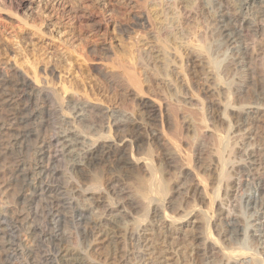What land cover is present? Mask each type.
Returning a JSON list of instances; mask_svg holds the SVG:
<instances>
[{
	"label": "rangeland",
	"instance_id": "1",
	"mask_svg": "<svg viewBox=\"0 0 264 264\" xmlns=\"http://www.w3.org/2000/svg\"><path fill=\"white\" fill-rule=\"evenodd\" d=\"M11 1L14 2L12 3ZM19 1L20 0H0V74L10 75L12 71L11 68H16L19 72L21 71L22 74L23 72H25L29 77L33 76L32 70L35 71L37 76L41 75L39 76L40 79L38 78L39 85H46L49 91L53 92L51 93L53 97V103L47 107L49 111V118L47 117V120L50 119L49 123H51L49 124L48 128H51V131L47 129L46 133L51 134L52 130L56 126H58L57 122L60 120L61 122H63V125L59 129H61L62 127V129L72 128L78 133L81 130L83 132L82 135L85 134L84 136L88 138H92L94 134L96 137H98L99 135H101L99 133H101L102 131L103 133H105H102V136L106 135L107 138L109 137L108 139L114 138L117 140L119 139L118 136L121 137L123 135H126L128 138L135 139V129L137 131L136 134H138V138L136 139L143 140L142 142H140L141 147L139 148V150H133L132 148L133 154H135L136 157H143L146 162L148 160V164L155 168V177L157 178V180L160 181L159 178H165L167 181L165 179L163 180V178L162 181H164V183L168 182V184L165 186H169L168 189L170 188L169 190L165 189V191H163L164 195H166L167 198L163 196V194L161 193L162 191L154 193L150 196V198H153V202L155 204H152L153 202H148L147 198H145V200H142L144 199V197L142 198V196L140 195V197H138L137 194L134 195V193L136 192L134 188L136 187L135 177L137 173V176L140 177H143L144 175V179L150 178V174H148L143 167L138 165L134 168V170H132V173L128 172L125 175H119L121 179H119L118 182L122 186V189L124 188L123 193L126 191L127 195L132 197L133 202L130 205L124 207V209L118 208L117 210H113V212L109 215L106 213V209L113 203L118 202L117 199L119 198H117V193H114V190L112 189L111 184L113 180L112 178L114 177L112 176L113 174L109 172L106 163L102 162L96 166L87 167L86 169H84L85 171L83 170L84 172H77L70 169V167L65 163L66 160L62 161L60 159L57 162L58 165L56 164V162L53 164V167H55L56 169L59 168V174H57L53 179L54 184L57 183L61 185L64 190L67 191L66 194H68V197L69 195H71L70 197L74 198L75 202H77L79 205L84 207H91L92 211L90 212V214H87L90 216V221L95 219V215L97 218H99V215L100 217L107 216V218L118 221L120 229L123 230V233L128 229L137 230L134 236L132 235L130 239L127 238V235H125L124 233L122 237H124L125 239H120L122 245L110 242L112 246L109 247L111 244L109 243V241H107V243L106 240H103V238L100 236V232H94V235L92 234V240L88 243L86 240H82L80 235L77 234V230L79 229L75 228L71 222H68L69 217H67V211L61 209V207L59 208L62 213L61 215L67 217L66 222L62 221L61 223L65 235L68 237L65 248L72 253L83 250L87 260H89V262H95L96 264L97 262L99 264H117L118 260L113 259V257H111L110 255L111 250L116 245L120 246V248L122 247V249H126L128 247L131 249V251L134 250L132 252H136L135 255L137 257L132 261V264H141L140 261L142 262L143 260H145L146 262L149 261L151 262V264H194L196 260L199 261L200 264H228L227 261L229 257L227 259V256H231L233 255V253L236 255V250L239 255H237V260L240 261L239 264H255V262L260 261V256H262L261 259H264V250L258 248L257 243L254 241L258 237L255 236L253 237V240H251V238L248 237V231L246 230V228H248L247 226H249L250 224V221L252 223L256 208L246 206L244 197H246L245 195H255L257 192L255 188V181L250 176H247L243 173L244 166L246 165L244 164V160L247 157V148L245 147L249 143H255L256 141L258 143L259 138L260 140H262L261 137L258 138V136H264V125L262 123H259L258 126H255V128L254 126L251 127V125L246 124V121L248 119L244 120L245 118L242 116L245 115L242 114H240L241 120H233V123L232 120H230V117L228 119V111L225 110V108L229 105L239 107L240 103L242 102L241 99L243 98H241L240 96L242 95V93H240L242 84H245V82L247 81L246 78L249 77V74H247L246 72H250V74L252 72L253 76L250 75V79L252 80V82H254L256 88H263L261 89L262 91H259L258 96H256L254 93H251V95L250 93H245L244 98L248 100L246 102L252 103L256 102L257 100L258 102L263 101L264 54L261 52V42L263 37L257 35L255 36L250 32L244 31L242 44H240L237 49L239 50L238 53L242 52L244 54L246 60L248 61V64L245 65L241 62V64L237 65L236 67H232V65L229 64L230 56L228 51L225 50V52H223L225 49V45L223 44L222 46L220 45L217 46L218 48H216L217 44H215L214 41V39L216 38H214L213 34L211 33L216 24V18H219L216 17V12H214L218 7V0H182L181 2H170L169 4L166 3L165 0H21L24 2L23 5L21 7H16ZM11 3L14 5V7ZM223 3L224 6L222 8L226 12H228L226 13V16H230V19H240L243 16H248V18L252 19V8H250L248 15H246L244 11L239 13L238 9L236 8L235 1L223 0ZM167 5H169L171 10L174 11V15H177L178 24L181 27V30H184L186 32H192L194 30L192 34L196 32L195 34L198 35H196L198 39H194V37L191 38V36L189 37V39H191L190 41H188L189 39L187 38L185 39V44H182L180 41L172 43L170 41L168 42V40L164 43L162 41L159 42L161 40V34L159 32L156 34L155 32L158 28L156 26H159V24H153L152 21L156 18L152 17H154L157 10L160 9V6L161 8L162 6L164 8ZM72 6L79 8L83 13L87 12L86 14L94 13L93 17L95 18V20H97L96 22L102 21V23L99 22V30L96 32V30H94L92 27H79V23H76L74 20H71L68 23L66 18L64 16H61V12ZM110 7H114V11H117V13L110 12L109 10L104 13V11ZM14 8H16V10ZM168 9L169 8H167L166 10ZM142 10H147V12L149 11L148 13L152 15V25L148 26L146 30L141 31L139 28H132L130 33L120 34L118 32V28H116V21L129 24V22H131V17L133 15L141 14ZM105 20L108 21V24L106 23V25L103 24L105 23ZM104 26L107 27L105 28ZM199 39H203L202 42L208 43L209 46H206L207 44H203L201 41H199ZM145 41H148L150 43L144 45ZM199 42H201L203 46ZM157 43L160 47L162 43V49L165 46L164 51L166 48H168L166 49V53L170 55L167 56V61H170L168 62V64H170L168 65L169 67L165 66V68H168H166L167 70L163 69V65H160L163 68L157 66L161 70L157 67H154V65L148 66L149 69H147L143 65V63H141V66L143 65L142 67H144L142 68L140 67V63H138L139 61L136 60L137 58L135 60L133 59V62L131 60L132 63L127 58L129 56L126 54L127 50H129V54L132 53L131 56H135L137 52L146 49L147 45H154ZM165 43H167L169 46ZM198 43L202 46V49H204H200L203 52L200 50L197 51L195 49V46ZM188 44L191 46L189 47ZM104 46L107 47V51L105 52L104 50H102ZM93 49L95 51H93ZM87 50L92 51V57L90 56L91 58L89 59L83 58L84 54L85 57H87ZM232 50L236 51V48H232ZM123 52H125V54ZM200 52H205L204 57L202 56L200 57V59L202 58L206 62H204L203 60H199L198 62H193L190 60L191 57H189V54L197 53L196 56L198 55L199 57ZM106 55L109 58L106 57ZM135 61H138L136 62L137 64L134 63ZM208 61H210V64L207 63ZM127 62H130L128 63L130 68L126 67L128 66L126 65ZM219 62L221 63L219 64ZM131 65L134 68L131 67ZM45 67H52L55 74L53 76L46 75V77L44 76L42 78V75L44 74L42 71ZM131 68H133L134 70H131ZM142 69H145L146 71H143ZM121 71H123V74L126 73V77L122 74ZM161 73H163V75ZM12 74L14 76L13 71L11 75ZM120 74L123 76H121ZM205 75L207 77L212 76V80L210 79V82L212 83H210L209 81L207 83ZM119 76H121L122 78ZM129 77L134 80L132 81V83L129 80ZM124 79H126L128 82H126ZM204 81L207 83V85H205L206 83ZM124 82H126L127 84H125ZM62 83L66 87H68L66 88V90H63ZM165 83L168 85H166ZM260 92L262 93V95L260 94ZM57 98L59 102L56 101ZM74 100H82L83 102H85L87 107H85L86 109H84L83 111L75 113L76 117L77 115H80L76 120L78 124L74 123V125H71L70 123L72 122L70 121L72 120L71 117L73 116L72 114H74V111L70 109L68 105L72 104ZM144 103H154V105L159 109V111L154 114V120L147 119V115L142 111L144 109L143 105L141 104ZM54 104L58 110L56 109V107H52ZM170 110L173 112H171ZM224 110L226 112H224ZM251 111L252 109H247L248 113H251ZM115 116L118 118L121 117L120 119L137 121L138 123L136 122L133 130L128 131L127 129V131L125 130L124 132H122L123 130L113 132V130L115 129ZM79 118L83 121L81 122ZM94 118H99L100 124L96 126V129L98 131L100 130L99 133L96 129L90 127L92 126L93 120H95ZM79 121L81 123V126L79 125ZM241 121L244 124H242ZM146 122L149 123V125ZM86 123H88L90 126ZM153 123L156 126H154ZM64 124H66V126H69V128ZM82 124L84 125V128L82 127ZM88 126L91 130L88 128ZM93 129L94 131H92ZM152 130L157 134L159 133V142L152 143L149 140L148 133ZM53 132H55V130ZM92 132H94L93 136L89 134ZM114 133L117 135H114ZM174 137L178 141L174 139ZM165 140H167L168 142ZM128 148L129 147H127V151H129L128 154L130 155L131 151L130 148ZM179 149L181 150V152L179 151ZM167 151L169 153L172 152L170 153V155H172L171 157L173 159L169 161L170 163L172 162L171 164L168 161L164 162L163 160L162 153ZM136 152H138L139 154ZM140 155H142V157ZM188 155L190 159H188ZM217 155L221 156L218 157ZM261 157L262 159H264V151H261ZM214 159L216 162L214 161ZM238 162H240V165L238 164ZM160 164L161 168L158 167ZM208 168L215 169H210L209 171ZM158 170L162 171L159 172ZM95 174L97 176H100L101 178L99 177V179L98 177H95ZM93 175L95 176L92 177ZM60 176L65 177V179H63L62 181L63 177ZM198 176L205 181L203 182V180L201 178H198ZM91 177L92 181H89ZM57 178H60V180ZM96 178L100 181H97ZM59 181H61L62 183ZM64 181L66 182V184H64ZM162 181H160L161 183H159L163 184ZM97 182L100 184L96 185ZM88 183L90 184V186L92 184V187L88 186ZM191 183H198L196 184V186L199 185L200 187L198 188L200 190L204 187V192H207L208 196L205 195L204 192H202V198H199L196 192H194L193 190V192L189 190V188L192 186ZM93 184L96 187L93 186ZM86 185L88 187H85ZM85 188L91 191V193L82 192L85 190ZM117 189H120V187ZM76 190L84 194L80 195L81 193L77 192ZM119 193H121V191H119ZM1 195L2 194L0 193V200L2 199ZM169 195L171 199L169 198ZM100 196H103L101 197V199L104 200V203H101L99 206L98 204H95L96 206H93V202L96 201L94 200V198L97 199L98 197L100 198ZM88 197H93L91 198L93 200L90 201ZM210 198L213 199V202L209 204ZM154 199L157 201H155ZM166 199L167 201L168 199L172 200L173 204H177L168 206V204L166 203ZM144 201H146L150 205L146 204V202ZM178 204V207L180 208L177 207ZM163 208H165V212L168 213L169 216L171 215L180 217L182 213L184 214V212L188 213V215L181 219V222L177 224L175 220H164L165 218L162 216ZM155 209L158 213L160 211L159 214L161 218L159 216H153L151 212ZM63 212L65 213V215ZM40 214L41 215H39L38 213L39 218H37L36 221H39L40 219V221H42L43 223L40 221H37L36 223L38 225H40L41 223L42 226H40L45 227L47 229H45L47 232H51V230L53 229L55 230V225L53 223H47V218L44 219L46 217H44L45 212L41 211ZM205 215H207L208 218ZM231 215L239 219L240 222H238L239 224L241 223V227H246L245 229H243V234H245L239 238H236L233 234H231L230 236V233H227L226 236L225 234H223V230L224 228H226L225 217H231ZM142 217L143 219H141ZM205 218H207L206 223ZM137 219L141 220L138 221ZM43 220L46 221L44 222ZM259 220L264 222V217H259ZM63 223H65L66 225ZM89 225H91V222H88L87 226ZM50 227L52 228L50 229ZM206 230L207 232H205ZM18 233L19 232H17L15 235H18ZM169 234H175V240L173 238L171 239ZM195 234H200L202 236V239L195 240ZM21 238H23V236H20V239ZM26 240L28 244L32 242L30 239ZM26 240H22V246L20 247H22L21 249L23 250L20 251L21 253L18 252L13 253L11 256H5L1 254L2 252L0 251V264H26V262H30L32 259L30 257L27 258V256L29 255L24 250L25 247L28 246V244L25 243ZM36 243L38 244L33 243L36 250L35 252L37 254L42 253L45 249H43L44 245H41V243L39 242ZM43 244H45V242ZM195 250L199 253H202V257H200V259L198 258L199 260L197 259ZM159 251H161V255H159ZM230 251L234 252L232 253ZM45 252L48 253L47 251H44L42 255L38 254L39 258L37 254H35L33 258L37 260V264H62V260L60 258H57L55 261L43 257V254H45ZM243 252L245 254H243ZM19 254H21L22 257ZM162 255H164V257ZM140 256L141 258H138ZM254 258L255 260L257 259V261H255ZM47 260L49 263L47 262ZM252 260L254 261L252 262ZM258 262L256 264L260 263Z\"/></svg>",
	"mask_w": 264,
	"mask_h": 264
},
{
	"label": "bare ground",
	"instance_id": "2",
	"mask_svg": "<svg viewBox=\"0 0 264 264\" xmlns=\"http://www.w3.org/2000/svg\"><path fill=\"white\" fill-rule=\"evenodd\" d=\"M165 1H166V3L169 4L170 2H175V1L181 2L182 0H165ZM230 1H235L236 8L238 9L239 13L244 11L246 13V15H248V12H249L250 8H252L253 10H251V11L253 12V17L255 19L254 20L253 17H252V19H253L252 20L251 18H248V16H243L240 19L239 18H237V19H230L229 18L230 16L229 17L226 16V13H228V12H226L222 8L224 6L223 0H218V2H217L218 7H217L216 11H214V12H216L215 13L216 17H219V18H216V20H215L216 24H215L214 28L212 29V32L211 33L213 34L214 38H216V39H214L215 44H217L216 45V48H218L217 46H220V45L222 46L224 44L225 45L224 46L225 49H224L223 52H225V50L228 51L229 56H230V63L229 64L232 65V67L233 66L236 67L237 65L241 64V62L244 63L245 65L248 64V61L246 60V57L244 56V54L242 52L238 53L239 50L237 49V47H239L240 44H242V37H243V32L244 31L250 32V33H252V35H255V36L257 35V36H262L263 37L262 38V42H261L262 43L261 44V52L264 54V0H230ZM23 3L24 2L20 0L19 3L17 4V6L16 5L15 6L16 7H21L23 5ZM110 5H111V3H110ZM9 7H11V6H9ZM13 7H14V5H13ZM167 8H169V9L166 10ZM14 9L16 10V8H14ZM108 10L110 12H115L114 11L115 8L114 7H110L107 10H105L104 13L107 12ZM142 12H143V14H142ZM142 12H141V14L133 15L131 17V22H129V24H126V23H123V22H120V21L117 22L115 20L116 21L115 24L117 25L116 28H118V32L120 34L121 33H123V34L130 33V31H131L132 28H139L142 31V30H146V28L148 26H151L152 25L151 24V16L152 15L149 14L148 13L149 11L147 12V10L146 11H143L142 10ZM86 13H83L79 8H76V7H73L72 6V7H69L68 9H65L64 11H62L61 12V16H64L66 18V20L68 21V23H69V21L74 20L76 23H79V27L80 26H84V27L85 26L86 27L88 26L89 28L92 27L97 32L99 30V28H100L99 22L102 23V21L96 22L97 20H95V18L93 17L94 13L93 14H86ZM115 13H117V11ZM152 18H156L155 20H153V21H156V22H153L152 21L153 24L154 23L159 24V26L158 25L156 26V27H158L156 29L157 31H155L156 34L158 32L161 34L160 35L161 36V40L159 42L162 41L164 43V42H166L168 40V42L170 41L172 43L173 42H177V41L179 42L180 41L182 44L183 43L185 44L186 43V40H185L186 38L189 39V37L192 36L191 38L194 37V39H196L197 36H198L197 34H195L196 32H194V34H192V32L194 30L192 32H186L184 30H181V27L178 24L177 15H174V11L171 10V8H170L169 5L165 6L164 8H163V6H162V8L160 6V9L157 10V12L155 13L154 17H152ZM106 23L108 24V21L107 20H105V23H103V24L106 25ZM153 38H154V36H153ZM190 40L191 39H189L188 41H190ZM195 41H197V40H195ZM199 41L202 42L203 39L202 40L199 39ZM201 42H199V43L201 44ZM148 43H150V42L145 41L144 42V45H146ZM167 43H165V44L168 45ZM181 43H180V45H181ZM199 43L196 44L197 47L195 46V49L197 51H199L200 49H202L203 44H207L206 46H209L208 43H205V42L204 43L202 42L203 43V44H201L202 46ZM142 46H143V44H142ZM190 46L191 45H189V47ZM161 47H162V43H161ZM161 47L158 45V43L157 44H154V45H150L149 44V45L146 46V49L143 48L144 50H141L139 52L136 51L137 54L135 56L134 55L131 56L132 53L129 54V50H127L126 51V54L129 55L131 59L129 58V56L127 58L130 60V62H131V60L133 62V59L135 60L137 58L136 60H138L139 62L138 61H135L134 63L137 64L136 62H138V63H140V67H142L144 65L147 69H149L148 66H150V65H154V67H157V66L159 67L160 65H163L164 68L162 66H160V67L163 68V69H166L167 67L165 68V66H168L170 64V63L168 64V62H170V61L169 60L167 61V59H168L167 56L169 54L166 53V49H168V48H166L165 51H164V47L165 46L163 47V49ZM216 48H215V50H216ZM232 48H236V51H233L234 49L232 50ZM137 49H139V48H137ZM102 50H104V52L107 51V47L104 46ZM196 50H194V51H196ZM202 50H204V49H202ZM202 50H200V51H202ZM93 51H95V50L93 49ZM91 52L92 51L87 50V54H86L87 57H85V54H84V57L83 58H85V59L91 58L92 57L91 56V54H92ZM202 52H200L199 57H198V55L196 56L197 53L196 54L194 53L195 55L188 53L189 54V57H191L190 60L193 61V62H198L199 60L202 61L203 59L202 58L200 59V57H202V56L204 57V54H205L206 51L204 53H202ZM123 53L125 54V52H123ZM107 55H106V57H108ZM210 55H212V54H210ZM102 56H103V54H102ZM178 56H180V55H178ZM172 61H173V59H172ZM130 62H127L126 65H128V63H130ZM204 62H206V61H204ZM209 62L210 61H208L207 63H209ZM141 63H143L142 66H141ZM220 63L221 62H219V64ZM263 64H264V61H263ZM118 65H120V64H118ZM203 65H204V63H203ZM11 67H14V66H11ZM126 67H129V65L126 66ZM131 67H133V66L131 65ZM133 68H131V70ZM142 68H144V67H142ZM15 69L16 68H11V70L14 73V76H13V74L11 75L12 71H11L10 75L9 74L8 75H6V74L5 75L4 74H0V193L2 194L1 195L2 199L0 200V251L2 252L1 254L5 255V256H11L13 253H18V252L22 251L23 249H21L22 247H20V246H22V240L25 241L26 239H30L32 241L31 242L32 244L31 243L28 244V242L26 240L25 243H27L28 246L25 247L24 250L29 255V256H27V258L30 257L32 260L30 262H26L25 261L26 264H37V260H35L33 258L35 256V254H37L35 252L36 250H35L34 244H33V243L38 244L36 242H39V243H41V245H44L43 249L44 248L45 249L43 250L42 253H44V251H47L48 252V253L45 252V254H43L44 255L43 257H45L46 259H51V260H55L56 261L57 258H60L62 260V264H96L95 262H92V261H90L91 262L90 263L89 260H87V258L85 257V254H84L83 250L72 253V252H69L65 248V245L67 243V238L68 237L65 235L64 229L62 228L63 226H61L62 221H65L66 222L67 217H69V221L68 222H71L72 225L75 228L79 229V230H77L78 231L77 234L80 235V237L82 238V240H86L88 243L92 240V237L94 235L93 234L94 232H100V236L103 238V240H106V242L109 241V243L111 242V243L121 244V240L120 239L121 238H124V237H122V235L124 233H125V235H127V238L130 239V237L132 235L134 236V234L137 232V230H132V229L129 230L128 229L127 231L125 230L126 232L123 233V230L120 229V225H119L118 221H116L114 219L107 218V216H101L100 217V215H99L98 216L99 218H97L96 215H95V219H93L94 218L93 217L92 218L93 220L90 221L91 220L90 219V216L87 215V214L88 213L90 214V212L92 211L91 207L90 206L84 207V206L79 205L77 202H75V199L74 198L70 197L71 195H69V197H68V194H66L67 191H65L64 188L61 185H59L57 183L54 184L53 179L56 177L57 174H59V172H58V169L59 168L56 169L55 167H53V164L55 162L57 164V162L60 159L62 161L63 160H66L65 163L70 167L71 170H75L77 172H82L87 167L96 166V165H98V164H100L102 162L103 163H106L109 172L111 174H113L112 176L114 177V178H112L113 179L112 180V184H111L112 185V189L114 190V193H117V195H116V196H118L117 198H119V199H117L118 202L113 203L110 207H108L106 209V213L109 214V215H110V213L113 212V210H117L118 208L119 209L120 208H123L124 209V207L130 205L133 202L132 197L128 196L126 191L123 193V189L124 188L122 189V186L118 183L119 182V179H121L119 177V175L120 176L121 175H125L128 172L129 173H132V170H134V168L137 167L138 165L141 166V167H143L144 170H146V172L148 174H150V178L144 179V175L143 174H141V175H143V177H140V176H137L138 175V173H137V175L135 177V179H136V187L134 188V190L136 192L134 193V195L137 194L138 197H140V196H142V198L144 197V199H142V200H145V198H147L148 199V202H150V203L153 202V198L152 197L150 198V196L153 195L154 193H157V192H161L162 191L161 193L163 194V196L166 197V195H164V192L163 191H165V189H168L169 186L168 187L165 186V185L168 184V182L167 183H164V181H162V178H163L162 177V178H159V179H160V181H162L163 184H160L161 182L158 181L157 178L155 177V168L153 166H151L150 164H148V160L146 162L143 159L142 155H140L142 157V158H140V157H136L135 154H133L132 148H133V150H139V148L141 147L140 146V142H142V140H143V139L142 140L136 139V138H138V134H136L137 131L135 129H134L135 139L128 138L126 135H123L124 133L122 134L123 136H121V137L118 136L119 139H117V140L114 139V138L113 139H108L109 137L107 138L106 135H103L102 136V133H103L102 131H101V133H99L100 130L98 131L96 129V126L99 125L100 123H99V118H96V119L94 118L95 120H93V122L91 121L92 122V126H90L88 123H86V124H88L91 128L96 129L98 131V133L101 134L99 136L97 135L98 137H96L95 134H94L95 137L93 136V133L94 132L89 133L93 137L92 138H88V137L84 136L85 134L82 135L83 132L81 130L78 133L76 130H74L72 128H71L72 130L71 129H62L63 127L61 129H59L63 125V122H61V120L57 122L58 123V126H56L52 130V133L53 134L52 133L51 134L46 133L47 129H49V130L51 129V128H48L49 127V124H51V123H49V120L50 119L47 120V117L49 115V111H48V108L47 107L53 103V97H52V94H51L53 92H50L49 89H48V87L46 85L45 86L43 84L39 85L38 78L40 79L39 76H41V75L37 76L36 73H35V71L32 70L33 76L29 77V76L26 75L25 72L22 71L23 72V74H22L21 71L19 72L18 69H16V70ZM158 69H160V68H158ZM142 70L144 71L145 69H142ZM42 72L44 73L42 75V78L44 76L46 77V75L47 76H51V75L53 76L55 74L54 73V69L52 67H45ZM121 72L123 74V71H121ZM24 73H25V75H24ZM163 73H161V74L163 75ZM224 73H225V71H224ZM241 73H243V72H241ZM246 73L249 74V77L246 78L247 81L245 82V84H242L243 82L241 83L242 84V89H241V92L240 93H242V95H240V96L243 99H241V98L240 99H241L242 102L240 103L239 107L238 106L236 107L234 105L233 106L229 105L227 107L225 106L226 107L225 110L228 111V115H229V116L227 115L228 116V119L230 117V120H232L233 123H234L233 120H235V121L239 120L241 118L240 117V114H242V115H245V116H242V117L245 118L244 120L248 119L246 121V124L251 125V127L254 126V128H255V126H258L259 123H262L264 125V102H263L264 99H262L263 100L262 102H260V101L258 102V100H257L256 101L257 103L256 102H252V103L251 102H246L248 100L244 98V94L245 93H250V95H251V93H254L256 96H258L259 91H262L261 89H263V88H260V87H259V89H258V87L256 88V85L250 79L251 78L250 75H252V72H251V74H250V72L249 73L246 72ZM125 74L126 73H124L123 75L126 77ZM165 74H167V73H165ZM123 75H121V76H123ZM152 75H154V74H152ZM240 75H242V74H240ZM121 76H119V77H121ZM211 77H209V76L207 77L205 75V79H206L207 83H208V81L210 82ZM104 78H105V76H104ZM144 78H145V76H144ZM44 80H45V78H44ZM124 80L126 82H128L126 79H124ZM129 80L131 81V83H132V81H134L130 77H129ZM42 81H43V79H42ZM126 82H124V83L127 84ZM215 82H216V80H215ZM44 83H45V81H44ZM163 83H164V81H163ZM207 83L205 85H207ZM210 83H212V82H210ZM168 84H166V85H168ZM262 87H263V85H262ZM62 88H63V90H66V88H68V87H66L63 84ZM219 91H221V90H219ZM263 93H264V91H263ZM77 94H78V92H77ZM260 94L262 95L261 92H260ZM83 95H84V93H83ZM90 95H92V94H90ZM260 98H261V96H260ZM56 101H58V98H57ZM55 104H57V103H55ZM55 104L52 107H56ZM141 105H143V109L144 110H142V111L147 115V119L154 120V118H155L154 114L159 111V109L154 105V103L153 104L152 103H144V104H141ZM68 107H70V109H72L74 111V114H72L73 116L71 117L72 120L70 121V122H72L70 124L71 125H74V123H77L76 120L80 116V115H77L76 114L77 115V117H76L75 116V113H78L80 111H83L84 109H86L85 107H87V106H86L85 102H83L82 100H74L72 102V104L68 105ZM56 109H57V107H56ZM247 109H252L251 113H248L247 112ZM57 110H56V112H57ZM225 110H224V112H226ZM171 112H173V111H171ZM120 118H118V117L115 116V118H114V126H115V129L113 130V132L114 131H118V130L119 131H122L123 130L122 132H124L125 130L127 131V129H128V131L129 130H133V127H134V125H136V122L137 121H130V120L120 119ZM80 120H81V122L83 121L82 119H80ZM79 123H80V121H79ZM241 123L244 124L242 121H241ZM147 124L149 125V123H147ZM64 125L66 126V124H64ZM79 125L81 126V123ZM89 126H88V128H89ZM151 126H153V125H151ZM154 126H156V125L154 124ZM66 127L69 128V126H66ZM82 127L84 128V125ZM98 127H100V126H98ZM130 127H132V128H130ZM141 127H142V125H141ZM76 129H77V127H76ZM94 129L92 131H94ZM149 129H150V127H149ZM54 130H55V132H53ZM97 131H96V134H97ZM103 134H105V133H103ZM129 134H130V132H129ZM129 134H127V135H129ZM148 134H149V140L152 143L153 142L154 143L159 142V140H158V134L159 133L157 134V133H155L152 130ZM114 135H117V134L114 133ZM259 137H261L262 140H260ZM172 138H173V136H172ZM258 138H259L258 139L259 140L258 143H257V141L255 143H249L245 147V148H247L246 149L247 150V154H246L247 157L244 160L245 161L244 164H246V165L244 166L243 173L246 174L247 176H250L255 181V186H256L255 188H256V192H257L255 195H245L246 197H244L245 198V205L246 206H248V207L251 206V207H255L256 208V210H255V216H254V218L252 220V223L250 221L249 226H247L248 228H246V227L245 228L248 231V235H249L248 237H250L251 240H253V237H255V236L258 237L254 241L257 243L258 248L264 250V222L259 220V217H264V159H262V157H261V151H264V136H261L260 135V136H258ZM174 139H176V138L174 137ZM165 141H167V140H165ZM165 141H162V142H165ZM176 143H178V142H176ZM253 144H254V146H253ZM127 147L130 148V151H131L130 152V155L128 154L129 151H127ZM146 149H148V148H146ZM142 150H145V149H142ZM148 150H150V149H148ZM163 150H165V149H163ZM179 151L181 152L180 149H179ZM138 152H136V153H138ZM170 153H172V152H170ZM170 153L168 151L162 153L164 162L165 161L166 162L167 161L169 162V161H171L173 159L171 157L172 155H170ZM146 155H147V153H146ZM219 156H221V155H219ZM161 158H162V156H161ZM188 159H190L189 158V155H188ZM215 159H214V161H215ZM189 162H190V160H189ZM240 162H238V164ZM163 165H164V163H163ZM158 167L161 168V164ZM193 167H195V166H193ZM210 169H215V168H210ZM210 169H209V171H210ZM221 170H222V168H221ZM135 171H137V170H135ZM161 171H159V172H161ZM134 173H136V172H134ZM95 175H93L92 177H94ZM128 175H130V174H128ZM202 175H204V174H202ZM60 177H63V176H60ZM92 177L90 178L89 181H92L91 180ZM95 177H98L99 178L100 176H97L96 175ZM108 178H110V177H108ZM198 178H201V177L198 176ZM57 179L60 180V178H57ZM63 179H65V177L62 178V181H63ZM164 179L165 178H163V180ZM96 180H97V178H96ZM204 181L205 180H203V182ZM59 182H61V181H59ZM68 183H69V181H68ZM214 183H215V181H214ZM64 184H66V182ZM94 184H93V186H95ZM97 184H100V183L97 182L96 185ZM129 184H131V183H129ZM196 184H198V183H196ZM196 184H192V186L189 188V190H191V191L193 190L194 192H196V194H198V197L199 198H202V195H203L202 192L205 191L204 190V187L201 188V190H200L198 188L200 186L199 185L196 186ZM132 185H134V184H132ZM88 186H90V184ZM88 186L86 185L85 187H88ZM76 187H74V188H76ZM90 187H92V184H91ZM119 187H120V189H117ZM129 189H130V187H129ZM76 191L79 192L78 190H76ZM119 191H121V193H119ZM82 192H84V193H91V191H89L87 188H85V190L82 191ZM82 192H79V193H81L80 195H83L84 194V193L82 194ZM128 192H129V190H128ZM132 193H130V194H132ZM204 194L207 195L208 193L207 192H204ZM137 195H136V197H137ZM101 197H103V196H100V198L98 197L97 199L94 198V200H96V201L93 202V204H94L93 206H96L95 204H98V206H99L101 203L102 204L104 203V200H102ZM108 197H106V198H108ZM161 197H162V195H161ZM91 198H93V197H91ZM91 198L88 197V199H90V201L93 200ZM169 198H170V195H169ZM205 198H207V197H205ZM155 201H157V200H155ZM109 202H110V200H109ZM144 202H146V201H144ZM212 202H213V199L210 198L209 199V204L212 203ZM166 203L168 204V206L177 204L175 202H174L175 204H173V201L172 200H169V199H168V201L166 199ZM195 203H196V201H195ZM146 204H148V203L146 202ZM152 204H155V203L153 202ZM148 205H150V204H148ZM178 206H179V204L177 205V207ZM154 207H156V206H154ZM59 208L66 210L67 213L65 211L64 212L68 216L67 217L66 216H62L61 215L62 213L59 210ZM178 208H180V207H178ZM41 211L45 212L44 217L45 216L46 217L44 219L47 218V223H53L55 225V228L56 229L55 230L53 229L54 231L51 230V232H47L46 231L47 229L45 227H41L42 226L41 223H40L41 226L36 223L38 221V220L36 221V219L39 218L38 216L42 214V213L40 214ZM165 211H166L165 208H163V211H162L163 212L162 213L163 215L162 216L165 218L164 220H168V219H171V221H174L175 220L177 224L181 222L180 221L181 219H183L184 217H186L188 215V213H185L184 212V214H183L181 212L182 215L180 217H175V216H171V215L169 216L168 213H166ZM179 211H180V209H179ZM38 213H39V215H38ZM65 213H64V215H65ZM151 213L155 217H158V216L160 217V214H159L160 211L158 213L156 209L153 210ZM253 214H254V212H253ZM205 216L207 217V215H205ZM226 217H225V219H226V221H225L226 222V228H224V230H223V234H225V236L227 235V233H230V236H231V234H233L236 238H239V237H241L242 235L245 234V233L243 234V232H244L243 229H245V228H243L244 226L241 227L242 225H240L241 223L239 224L240 221H239V219L237 217H233V215H231V217H227V218ZM207 218H205L206 219L205 220V223L207 222ZM141 219H143V217ZM141 219H139V220H141ZM39 221H40V219H39ZM246 221H247V219H246ZM40 222H42V221H40ZM88 222H91V225L87 226ZM135 223H136V220H135ZM63 224H65V223H63ZM246 225H248V224H246ZM51 228L52 227H50V229ZM247 231H245V232H247ZM17 232H19L18 235H15ZM205 232H207V230ZM169 235H170L171 239L172 238L173 239L176 238L175 234L174 235L173 234H169ZM20 236H23L24 239L23 238L20 239ZM156 237H158V236H156ZM165 237H167V236H165ZM248 237H247V239H248ZM194 238H195V240H198V239H202V236L200 234H195ZM44 242H45V244H43ZM256 243H254V244H256ZM25 246H26V244H25ZM39 246H40V244H39ZM108 246H109V244H108ZM111 246H112V244L109 247H111ZM194 247H196V246H194ZM23 248H24V246H23ZM244 248H245V246H244ZM41 249H42V247H41ZM132 251H134V250H132ZM132 251L128 247L126 249H122V247L120 248V246H117L116 245L111 250L110 255H111V257H113V259L118 260L117 264H130V263L132 264V261L137 257L135 255L136 252H132ZM236 251H235L236 255L233 253L234 251L233 252L230 251L235 256H233V255L227 256V259L229 257V259L227 261L228 264H239L240 261L237 260L238 253ZM42 253H38V254H41L42 255ZM159 253H160L159 255H161V251H159ZM195 253L197 255V259L198 258L200 259V257H202V253H199L198 251H196ZM38 254H37V256H38ZM243 254H245V253L243 252ZM19 255L21 256V254H19ZM240 255H241V253H240ZM260 255H262V254H260ZM25 256H26V254H25ZM162 256L164 257V255H162ZM38 258H39V256H38ZM138 258H141V256L138 257ZM261 258H262V256H260V261L259 262L261 264H264V259H261ZM257 259L255 260V258H254L255 261H257ZM254 260H252V262ZM47 262H48V260H47ZM59 262H61V261H59ZM257 262H255V264ZM22 263H23V261H22ZM140 263L141 264H151V262H149V261L146 262L145 260H143L142 262L140 261ZM38 264H40V263H38ZM41 264H43V263H41ZM50 264H52V263H50ZM97 264H99V263L97 262ZM194 264H200V263H199V261L196 260L194 262Z\"/></svg>",
	"mask_w": 264,
	"mask_h": 264
}]
</instances>
